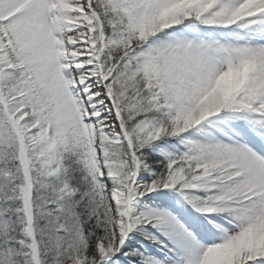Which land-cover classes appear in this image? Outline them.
<instances>
[{"label":"snow or ice","instance_id":"1","mask_svg":"<svg viewBox=\"0 0 264 264\" xmlns=\"http://www.w3.org/2000/svg\"><path fill=\"white\" fill-rule=\"evenodd\" d=\"M0 264H264V0H0Z\"/></svg>","mask_w":264,"mask_h":264}]
</instances>
